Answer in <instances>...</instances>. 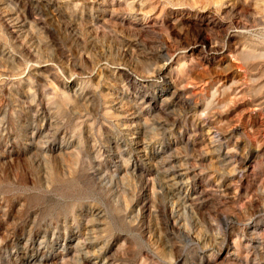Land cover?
I'll use <instances>...</instances> for the list:
<instances>
[{
    "label": "rangeland",
    "instance_id": "obj_1",
    "mask_svg": "<svg viewBox=\"0 0 264 264\" xmlns=\"http://www.w3.org/2000/svg\"><path fill=\"white\" fill-rule=\"evenodd\" d=\"M253 1L240 57L190 53L197 9L219 15L215 0H0V264H264L253 125L264 121V0ZM217 135L250 162L241 177ZM146 154L191 177L181 196L192 208L171 217L153 197Z\"/></svg>",
    "mask_w": 264,
    "mask_h": 264
},
{
    "label": "bare ground",
    "instance_id": "obj_2",
    "mask_svg": "<svg viewBox=\"0 0 264 264\" xmlns=\"http://www.w3.org/2000/svg\"><path fill=\"white\" fill-rule=\"evenodd\" d=\"M130 2H132V1H130ZM215 2L216 3L218 2L219 7H222V9H223L222 11L219 9L221 11V13L219 15L213 13V11L210 9V7H208L209 5H204V3H202L203 6L201 5V7H199V9H197V15L199 18H198V21L194 22V24H193V26H195L196 29H194L195 30L194 37H191L193 39L190 40L191 42H189V44L192 47V49L190 50V53L193 54V52L196 51L197 49H199V51L202 50V51H207L210 53L223 52V51L227 50L229 54H232L233 56H240L241 57L244 54L245 50L243 51V49H242V50L238 51V48H237L238 41L236 40V38L238 36H240V34L244 33L246 30H248V28L250 27V22H252L253 18L259 16L258 14H256V9L259 10L260 7H257L258 6V4L256 5L257 1L254 2L253 0H215ZM209 3H211V2L209 1ZM260 6H262V5H260ZM132 8H133V6H132ZM225 8H226V11H224ZM136 11H138L139 14H141V15H144V16L147 15V12L145 13L144 10H142L140 7H137V5H136ZM221 14L223 16L220 17ZM226 15H227V17H226ZM223 18L225 20H223ZM212 26L216 28V32L222 31L223 34L218 35L216 38L208 37L205 34V32L209 29V27H212ZM218 34H220V32ZM181 43H183V42H181ZM164 55H163V57H164ZM244 56H242V57H244ZM172 58H173V55L170 57V60ZM169 65L161 66L155 72V78L161 79L162 81L167 80V74L169 76V73L167 72V70H168L167 66H169ZM237 78L242 79V76L236 70L232 74L230 86H223L224 90L222 89L223 90L222 96H224L226 94V92L231 90V86L238 83V81L235 80ZM173 89L174 88L170 84V82H167L166 89L160 92L157 99L159 101L165 100L167 95H169ZM218 90L219 89L217 87H215L214 91L218 92ZM216 92H214L212 94L213 97L216 95ZM253 125L257 129L264 131V121H262V120L259 122L256 121V122H254ZM224 139H225L224 136L217 135L215 140H213L212 142L216 144L215 146L219 150V154L222 155V157L225 160L230 158L231 162L234 163L232 168H231V171L237 172V176L239 175V177H241L242 176V174L240 173L241 168L247 167V165H250L249 164L250 162L247 161V158L246 159L243 157H242V159H241V157L238 158L237 155L234 154L229 149H227L225 152H223L222 151V145H223L222 142ZM130 141H131L130 144L131 143L133 144V148H132L133 150H135V151L144 150L145 147L143 146V144L140 141H133V140H130ZM144 157H147V154ZM147 159L149 161L151 160V162L149 163L150 164L149 175H151V180L150 179L148 181L145 180L146 182L143 181V184L144 183H150V182L152 183L151 186H153V194H154L153 197L155 195L156 196L159 195L158 193H160V195L165 197V200L167 201V203H169L170 207H172V209L169 208V209H171L170 210V216L172 217V215H175L177 213V211H179L181 209V207L184 206V202L187 203V201H190V204L187 205V207L192 208V206H194V205L191 202L189 190L186 191V189H185L184 196H181L182 195L181 191L184 190V186L189 185L191 183V182H189L191 177L187 176L185 173L181 172L180 169H175L176 165L174 166V163H173L175 161L174 159H172V160L169 159L166 162L160 161L159 163L157 162V157H155V156H152L149 158L147 157ZM159 164H162L161 170H160ZM145 187H146V184H145ZM155 188H157V189H155ZM168 218H170V217H168ZM174 222H176V220H174ZM174 222H173V225H174ZM257 226H258L257 223H254V224L248 223V224H246L244 229L247 232H251L253 230L256 231L255 229L257 228ZM244 229H243V231H244ZM250 245H256L255 240H252ZM238 246H239V242L237 240H232V241L227 242L223 246H221L217 251H219L218 254H221V252H224L227 254L231 250L235 251L236 248H238Z\"/></svg>",
    "mask_w": 264,
    "mask_h": 264
}]
</instances>
